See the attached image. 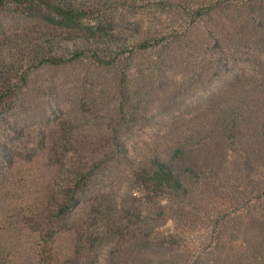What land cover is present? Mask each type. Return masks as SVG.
Listing matches in <instances>:
<instances>
[{"label": "trees", "instance_id": "obj_1", "mask_svg": "<svg viewBox=\"0 0 264 264\" xmlns=\"http://www.w3.org/2000/svg\"><path fill=\"white\" fill-rule=\"evenodd\" d=\"M7 5L47 25L0 38V175L39 165L31 222L102 223L107 264H264V0L183 6L179 27L134 43L105 0ZM110 67L111 96H83L108 89L89 68ZM68 87L88 120L56 116Z\"/></svg>", "mask_w": 264, "mask_h": 264}, {"label": "rangeland", "instance_id": "obj_2", "mask_svg": "<svg viewBox=\"0 0 264 264\" xmlns=\"http://www.w3.org/2000/svg\"><path fill=\"white\" fill-rule=\"evenodd\" d=\"M204 1L105 0L104 7L110 12L111 19L107 28L118 35L121 34L131 43L161 38L181 24L178 16L181 7L201 4ZM21 12L22 10L14 5L0 8V38L6 33L47 26L43 21L31 20L26 13ZM115 69V67L89 68L90 74L108 86V89L98 90V87L93 88L92 84L91 89L85 91L87 95L82 91L83 96L100 95L108 90L111 96ZM59 72L62 74V71ZM82 92L68 87L62 95V101L66 103L56 116H64L66 111L72 113L78 110L76 120L80 122L88 120L85 113L80 110L78 98L82 96ZM82 109L86 110L85 107ZM104 113H106L104 109H97L98 118L95 121L104 123V120L108 119ZM18 170L19 173L16 172L13 177H10V174L0 175V264H90L91 261L92 264H107L112 260L118 243L106 233L102 223L91 225L88 223L90 220L86 221L79 215L70 218L68 225L62 223L55 229H47L49 220L46 218H41L38 223L31 222L33 213L31 206L44 200L45 181L41 182L40 178L45 180V175L40 173L37 164L32 166L21 164ZM23 172L30 173L28 181L21 177ZM78 223H85V238L82 240H79L81 239L79 234L76 235L74 232V226ZM52 231L57 232L54 234L56 237L53 243L50 239ZM79 243L80 247L77 246ZM44 249L48 252L44 253ZM78 249L82 250V254L77 253Z\"/></svg>", "mask_w": 264, "mask_h": 264}]
</instances>
